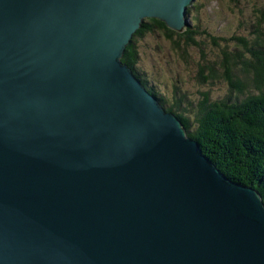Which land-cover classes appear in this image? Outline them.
<instances>
[{
    "label": "water",
    "instance_id": "obj_1",
    "mask_svg": "<svg viewBox=\"0 0 264 264\" xmlns=\"http://www.w3.org/2000/svg\"><path fill=\"white\" fill-rule=\"evenodd\" d=\"M193 1L0 0V264H264L261 193L122 62Z\"/></svg>",
    "mask_w": 264,
    "mask_h": 264
},
{
    "label": "trees",
    "instance_id": "obj_2",
    "mask_svg": "<svg viewBox=\"0 0 264 264\" xmlns=\"http://www.w3.org/2000/svg\"><path fill=\"white\" fill-rule=\"evenodd\" d=\"M190 15L189 31L179 35L158 19L144 20L122 61L133 70L140 58L135 36L143 37L151 27L166 31L167 39L176 49L196 44L203 64L195 80L204 87L196 94L200 97L197 104L188 103L182 109L185 97L176 95L178 87L173 88L172 96L160 97L147 87L145 80L144 85L159 98L167 112L181 120L189 137L199 142L203 154L223 174L234 182L257 189L264 200V8L255 10L256 23L247 24L250 28L246 33L242 25V33H234L231 38L205 28L194 10ZM196 37L201 41L195 42ZM179 38L184 42L179 43ZM219 83H225V93L215 90ZM216 91L221 95L216 97Z\"/></svg>",
    "mask_w": 264,
    "mask_h": 264
},
{
    "label": "rangeland",
    "instance_id": "obj_3",
    "mask_svg": "<svg viewBox=\"0 0 264 264\" xmlns=\"http://www.w3.org/2000/svg\"><path fill=\"white\" fill-rule=\"evenodd\" d=\"M192 5H194L192 10L187 12L184 17L186 27L183 32L189 31L187 27L192 25V15L190 13L192 12L193 14L194 10L195 13H198L197 17L199 20L201 19L200 22H203L205 28L216 34L226 36V38H231L234 33H242L240 28L242 25L245 26L242 27V30L246 33V29L250 28L246 27V25L256 23L253 18L254 12L258 8L260 10L264 8V0H194ZM191 6H188V9ZM167 28L178 33V35L181 34L175 29H171L168 26ZM166 34V31L151 27L147 29L143 37L135 36L140 58L132 72L142 85H144V80L148 82L146 84L147 87L160 97H165L167 94L172 96L173 88L178 87L176 95L185 97L180 106L184 109L188 106V103L193 105L198 103L200 97L196 96V94L197 92H202L204 88L195 80L199 76L200 65L203 64L202 54L195 46L196 44L191 47L183 45L176 49L173 43L167 39ZM178 35L176 34V38H178ZM194 40L195 42L201 41L198 37L194 38ZM178 41L179 43L184 42L181 38ZM205 51H207L206 47ZM141 78L142 81L140 80ZM152 85L156 86V88H152ZM215 86V90L225 93L227 88L225 83H219ZM217 91L214 93L216 97L221 95V92ZM149 93L153 94L150 91ZM156 101L160 103L159 100ZM191 123L193 125V121ZM187 133L189 134L188 130Z\"/></svg>",
    "mask_w": 264,
    "mask_h": 264
},
{
    "label": "bare ground",
    "instance_id": "obj_4",
    "mask_svg": "<svg viewBox=\"0 0 264 264\" xmlns=\"http://www.w3.org/2000/svg\"><path fill=\"white\" fill-rule=\"evenodd\" d=\"M186 15H187V13H186ZM130 43V42H129ZM126 51V50H125ZM124 54H125V52H124ZM126 65V64H125ZM127 67H129L128 65H126ZM142 84V83H141ZM142 88H143V90L145 91V93L146 94H148L149 96H151L153 99H155V100H159L158 99V97L157 96H154L153 94H150L149 93V91L146 89V87L143 85L142 86ZM198 146L200 147V149H201V151H202V148H201V146H200V144L198 143ZM202 153H203V151H202ZM213 163V162H212ZM214 164V163H213ZM216 166V165H215ZM218 168V167H217ZM221 171V170H220Z\"/></svg>",
    "mask_w": 264,
    "mask_h": 264
},
{
    "label": "clouds",
    "instance_id": "obj_5",
    "mask_svg": "<svg viewBox=\"0 0 264 264\" xmlns=\"http://www.w3.org/2000/svg\"><path fill=\"white\" fill-rule=\"evenodd\" d=\"M188 28V27H187ZM133 71V70H132ZM161 104V103H160ZM162 106V105H161Z\"/></svg>",
    "mask_w": 264,
    "mask_h": 264
}]
</instances>
